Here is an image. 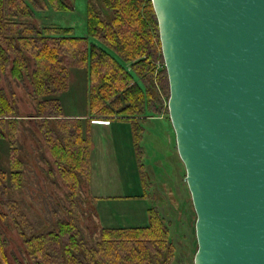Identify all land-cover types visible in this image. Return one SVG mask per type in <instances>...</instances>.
Here are the masks:
<instances>
[{"label": "trees", "instance_id": "16d2710c", "mask_svg": "<svg viewBox=\"0 0 264 264\" xmlns=\"http://www.w3.org/2000/svg\"><path fill=\"white\" fill-rule=\"evenodd\" d=\"M72 4L73 0H0V82L10 77L25 85L33 106L29 116L20 115L14 99L0 85V141L7 146L5 164L0 165V264L7 263L8 243L1 223L20 238L25 264H178L181 254L173 224L157 207L147 209L145 225H99L90 233L81 224L78 215L92 213L88 203L82 207L84 193L94 198L85 189L90 179L91 121H132L138 175L146 197L144 114L168 118L169 87L151 0H87L84 35L33 21L35 9H68ZM79 70L84 72L87 112L84 117H71L64 113L62 96L70 90V73ZM31 120L68 202V217L55 216L52 226L43 230L15 198L24 187L27 164L17 134L28 128L36 135L28 126ZM194 222L187 220L193 233ZM195 251L196 247L190 264Z\"/></svg>", "mask_w": 264, "mask_h": 264}, {"label": "water", "instance_id": "95a60500", "mask_svg": "<svg viewBox=\"0 0 264 264\" xmlns=\"http://www.w3.org/2000/svg\"><path fill=\"white\" fill-rule=\"evenodd\" d=\"M193 264H264V0H151Z\"/></svg>", "mask_w": 264, "mask_h": 264}, {"label": "rangeland", "instance_id": "374dc122", "mask_svg": "<svg viewBox=\"0 0 264 264\" xmlns=\"http://www.w3.org/2000/svg\"><path fill=\"white\" fill-rule=\"evenodd\" d=\"M86 12L87 0H73L71 8L68 9H55L51 6L44 10L35 9L36 19L34 18L33 21L35 23L38 22L42 27H68L71 28L73 35H84L86 32ZM70 83V90L62 96L64 113L66 115L86 114L84 72L80 70L77 72L72 71L70 73ZM0 85L14 99L20 115L27 117L29 116L28 114L33 112L32 102L27 94L25 85H21L10 77L8 79L3 78ZM28 126H31V130L36 135L31 134L28 128L19 130L17 134L18 146L27 164L24 170V187L16 192L15 198L21 202L27 216L35 223L37 229L43 230L52 226L55 216L60 218L68 217V202L64 195L66 192L65 186L61 183L48 152L43 146H40L41 138L37 135V130L33 126L32 120ZM170 129L171 138L174 141L173 145L175 146L172 126H170ZM143 146L147 153L150 147L144 144ZM173 149L175 154L166 159L164 157L165 161L156 168L157 176L152 178L151 188L149 182H147L150 189L147 188V196L143 199L147 209L150 206L157 207L172 222L177 249L181 254V260H178V264H190V254L195 250L196 246L195 234L192 232L190 225H187V220L191 222V219H195V215L187 197V185L184 181L185 169L179 159L176 148L173 147ZM6 155L7 146L4 141H0V165L5 164ZM154 157L153 155L152 159ZM147 163L151 162L148 160ZM145 168L148 170V165ZM112 177L113 175H110V177L105 178L103 173L97 174L96 179L100 184L101 191L109 195L125 193V189L110 187L111 183L109 181H116V178ZM134 179L135 183H133ZM129 184L130 186H127V188L130 193H137L138 195L143 193V184L138 182L137 175L135 177L133 175L129 176ZM85 189L89 190L88 183ZM93 199L84 193L82 207L85 203H88L91 206L92 213L95 207L96 214H88L84 211L81 215H78L80 216L81 224L86 226L90 233H93L99 225L102 226L99 223L97 210V208L100 209V203L97 202L98 198L95 199L94 197ZM137 199L140 198L134 200ZM103 202L108 214L111 216L108 221H111L112 225L134 226L141 224L140 219H144L143 223L147 221V210L144 212L143 218L138 219L135 217L139 214L136 215V213L129 211L128 205H118L119 201L110 197L104 198ZM101 212L104 215V212ZM1 225L6 232V239L8 240L5 248L6 264H25L26 253L23 251L20 238L5 227L4 224L1 223Z\"/></svg>", "mask_w": 264, "mask_h": 264}, {"label": "crops", "instance_id": "0c3cea01", "mask_svg": "<svg viewBox=\"0 0 264 264\" xmlns=\"http://www.w3.org/2000/svg\"><path fill=\"white\" fill-rule=\"evenodd\" d=\"M145 113V119L143 122V133L141 144L150 147L145 155L144 163L145 166L148 165V170L146 171V178L149 185L151 184L152 178L157 176L155 171L157 167L161 166L163 161L166 158L172 157L175 154V146L173 145L171 138V129L170 123H168V118L165 115ZM71 117H84L85 114L81 115H68ZM143 117V116H142ZM141 117V118H142ZM132 121L122 118H110V119H93L91 121V140L92 148L90 152V179L88 182V188L90 193L98 198L100 203V209L98 210V219L99 223L105 227H112L117 225H112L108 221L111 219V216L108 214L107 208L104 206V198L110 197L119 201L117 204L128 205L129 211H132L134 214L138 215L135 218H143L144 212L147 210L144 203L146 198L137 193H130L127 186L129 184V176L137 175L138 182H140L136 155L133 145V129ZM174 138V136H173ZM173 146V147H172ZM172 147V149H171ZM174 151V152H173ZM155 156L152 159V156ZM165 157V159H164ZM151 163H147V161ZM103 173L105 178L113 177L116 178V181H109L111 183L110 187H116L125 189V193H118L115 195H109L108 193L101 191L100 184L96 179L97 174ZM112 177V178H113ZM135 183V179L133 180ZM136 185V184H134ZM133 187V186H132ZM134 188V187H133ZM149 188V187H148ZM151 188V185H150ZM149 188V189H150ZM136 198H140L134 200ZM104 212V215L102 212ZM106 214V215H105ZM141 224L134 226L145 225L146 222H142L144 219H140ZM126 226V225H119ZM133 226V225H130Z\"/></svg>", "mask_w": 264, "mask_h": 264}, {"label": "built area", "instance_id": "2783aa9c", "mask_svg": "<svg viewBox=\"0 0 264 264\" xmlns=\"http://www.w3.org/2000/svg\"><path fill=\"white\" fill-rule=\"evenodd\" d=\"M159 92H160V90H159Z\"/></svg>", "mask_w": 264, "mask_h": 264}]
</instances>
